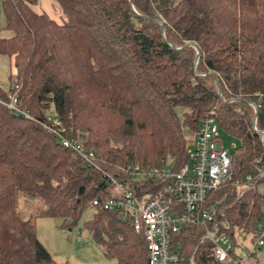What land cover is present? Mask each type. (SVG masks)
<instances>
[{
  "label": "trees",
  "instance_id": "16d2710c",
  "mask_svg": "<svg viewBox=\"0 0 264 264\" xmlns=\"http://www.w3.org/2000/svg\"><path fill=\"white\" fill-rule=\"evenodd\" d=\"M59 21L36 11V0H1L5 19L0 56L11 57L10 95L32 119L0 104V264L54 262L36 238L31 218L20 216L19 198L36 200L35 215L69 228L83 210V225L106 264H146L143 236L118 210L91 207L112 196L113 178L135 195L152 194L154 179L133 177L126 165L148 169L186 161L183 129L196 132L213 111L219 130L238 141L230 153L231 178L208 200L219 205L234 251L236 232L251 242L262 220L264 179L244 184L254 160L264 164V0H51ZM51 108L52 115H47ZM91 152L96 168L57 141L45 124ZM55 127V126H53ZM239 190V189H238ZM199 230L171 237L193 264H221ZM250 253L249 256L253 255Z\"/></svg>",
  "mask_w": 264,
  "mask_h": 264
},
{
  "label": "built area",
  "instance_id": "2783aa9c",
  "mask_svg": "<svg viewBox=\"0 0 264 264\" xmlns=\"http://www.w3.org/2000/svg\"><path fill=\"white\" fill-rule=\"evenodd\" d=\"M0 104L14 115L32 119L16 106V99L12 95L1 99ZM248 105L254 112L252 129L262 140L264 132L255 127L256 106L253 103ZM51 124L55 127L45 124L42 126L57 137L60 145L71 149L84 163L96 168L91 152L83 151L76 140L61 136L56 128L59 125L58 120L52 119ZM219 131L213 111L210 110L200 121L191 144L185 148V163L176 171L169 165H152L146 170L137 165H126L124 172L133 177L154 179L160 185L152 194L137 196L125 184L109 178L108 181L117 194L92 199L91 207L118 210L123 217L129 219L132 229L142 234L146 264H193L192 255L184 256L181 247L171 243V237L185 227L199 230L198 243H209L212 258L221 264H245L250 253L255 252V249L264 248V223L260 221L246 255H235L225 232L228 224L218 217L222 215L219 205L227 197V192L219 198L208 200L210 192L231 178V154L223 147L218 137ZM258 162L259 159L254 160L252 171L243 177L241 183H232L239 196L244 191V184H254L264 179V164Z\"/></svg>",
  "mask_w": 264,
  "mask_h": 264
},
{
  "label": "rangeland",
  "instance_id": "374dc122",
  "mask_svg": "<svg viewBox=\"0 0 264 264\" xmlns=\"http://www.w3.org/2000/svg\"><path fill=\"white\" fill-rule=\"evenodd\" d=\"M1 1V0H0ZM42 5L49 12L48 14L56 21H59L58 9L51 0H36V5ZM5 25L4 16L0 10V34L3 37L10 36L11 32L3 29ZM14 70L11 57L0 56V89L7 92L13 83ZM47 115L51 116V108L47 110ZM185 146L191 144L195 132L183 129ZM219 139L228 153H231L238 145V141L223 131H219ZM258 191L264 195V185L257 186ZM111 195H116L115 189H111ZM18 203V212L23 218L33 220L36 238L45 248L51 259L56 263L71 264H106L113 263L114 259L105 255L101 246L96 244L90 232L83 223L91 218L92 210L87 208L82 211L77 222L69 228H60L59 219L53 217H42L35 215L36 200L26 196H21ZM264 212V204L262 205ZM264 223V217L261 220ZM238 245L234 249V254L244 256L251 246L250 235H242L241 232L235 234ZM245 264H264V248L255 249L251 256H247Z\"/></svg>",
  "mask_w": 264,
  "mask_h": 264
},
{
  "label": "crops",
  "instance_id": "0c3cea01",
  "mask_svg": "<svg viewBox=\"0 0 264 264\" xmlns=\"http://www.w3.org/2000/svg\"><path fill=\"white\" fill-rule=\"evenodd\" d=\"M43 1H45V0H43ZM36 11L38 10V11H45L47 14L49 13V12H47V10L45 9V8H43V6L40 4L39 6L38 5H33L32 6Z\"/></svg>",
  "mask_w": 264,
  "mask_h": 264
}]
</instances>
